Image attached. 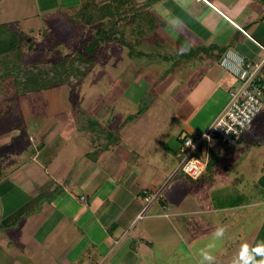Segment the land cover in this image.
Listing matches in <instances>:
<instances>
[{
  "label": "crops",
  "instance_id": "1",
  "mask_svg": "<svg viewBox=\"0 0 264 264\" xmlns=\"http://www.w3.org/2000/svg\"><path fill=\"white\" fill-rule=\"evenodd\" d=\"M82 1L0 0V25L30 16H52L63 7H80ZM134 2L154 20L148 43L169 50L164 60L174 63L160 82L169 77L171 84L164 90L159 84L157 88L155 84L134 85L126 93L129 107L138 110L136 120H119L110 130L115 122L106 118L108 110H100L94 116L96 131L89 124L77 128L103 138L101 144L93 142V153L86 154L80 167L75 166V184L69 186L62 181L74 159L42 157L55 134H45L47 124L31 127L39 131L36 148H41L27 155L31 170L18 166L22 169L16 167L18 172L14 169L6 177L0 167V262L200 264L201 251H205L213 257L211 264H243L240 256L245 245L257 264L264 260L252 252L258 245L264 247V169L251 190L245 191L237 186L241 178L236 164L229 169L228 158L217 147L202 146L197 158L207 162L205 169L189 182L183 180L179 152V137L203 133L225 108L229 90L239 86L234 75L220 66L227 53L248 62L262 61L259 75L264 79L263 4L255 0ZM196 73L189 87H183L184 75ZM149 87L160 90L157 102L170 101L182 88L187 93L169 106L166 116L159 111V119L156 113H142L140 104ZM100 94L94 91L88 99ZM79 109L88 110V105ZM170 114L179 128L169 132L163 121ZM102 121L106 126L100 125ZM246 130L230 147L242 142ZM144 191L158 198L147 208ZM253 192L258 195L255 199L250 196ZM218 227L225 228L219 238L214 236Z\"/></svg>",
  "mask_w": 264,
  "mask_h": 264
},
{
  "label": "rangeland",
  "instance_id": "2",
  "mask_svg": "<svg viewBox=\"0 0 264 264\" xmlns=\"http://www.w3.org/2000/svg\"><path fill=\"white\" fill-rule=\"evenodd\" d=\"M86 1L88 2L89 0ZM109 2L110 0H93L90 3L92 5L90 11L94 10V8L106 6ZM84 3L85 1H82V5L74 7V9L67 10L63 7L59 13L52 16L19 18V20L17 19L7 26V29L20 33V42L18 41L16 45L22 55L21 60L24 68L46 65L55 61L60 62L64 58L73 57L82 50L85 44L93 39L96 29L111 26L113 21L111 17L109 18L110 23H107V19H100L99 22L92 18L93 23L87 25L85 18L78 14L83 10ZM92 15L97 17L95 11L92 12ZM121 21L122 19L119 18L116 23L120 22L122 26L123 21ZM127 36L129 39H136L137 37L130 30ZM28 40L30 41L29 44ZM138 52L142 54L130 57L127 47L112 42L103 43L92 69L84 77L80 86L73 89L60 87L20 98H15L17 91L12 85V80L10 78L4 79L0 74V143L4 142L6 144L3 146L0 144V167L4 176L8 177L9 172L14 171V169H16L14 172H18V169H22L19 168L20 166L25 167L22 169L24 171L31 170V165L33 164L27 161V155L34 154L41 149L36 148V144L39 143V131L34 132L31 127L47 124L44 130L45 134L53 133L52 136L54 134L55 136L51 139V145L48 150H43L42 157L58 155L61 157V161L66 157L69 159L71 157L72 161L74 159L72 168H70L69 173L63 179L62 185L69 186V183H74V176L77 172V167L75 166L78 164L77 166L80 167L86 160V154L93 153L92 149L94 147L92 143L95 142V145L96 143L101 144L100 140L103 138L98 133H95L98 129L94 124L97 122L94 117L96 112L108 110L109 114L106 118L115 122L109 125L108 128L110 130L114 129V125L119 120L129 123L127 121L136 120L139 115L136 112L138 111L136 107L134 105L131 107L130 105L131 108L134 107V109H131L127 102L128 95L126 93H129L134 85L152 86L155 84L157 88L159 84L161 86L160 89L164 90L168 84H171L169 77L165 78L167 81L160 82L164 71L170 70V64L173 62L170 58L168 64L164 60L169 57V50H160L154 43H142L138 47ZM11 54L15 56L14 53L10 52L4 59H0V66H2V63L9 61L8 58L12 56ZM161 69H164L163 72H160ZM196 75L197 73L189 77L185 74L183 77L185 85L183 84V87L187 85L189 87ZM262 76L264 77V70ZM171 78H176V75L173 74ZM149 88L140 104L142 113H156L159 119L161 116L159 111L162 110V115L166 116L169 106H173L175 101L177 103L178 101L180 102L186 92V89L182 88L179 93L177 92L175 95L170 96V101L169 99H164V102H157L155 101L157 100L155 95L160 90ZM261 88L263 92L262 108L244 132L242 142L235 147L216 142L209 144V148L217 147L221 156L228 158L225 162L229 164V169H234L236 164L239 177L241 178H238L239 185L237 186L245 191L246 188L251 190L253 181L264 169V84ZM94 91L101 94L99 97L88 99ZM151 99H154L153 102ZM86 100L89 102L85 103ZM83 104L88 105V110L79 109L78 111V108H81ZM136 106L138 107L139 104ZM121 109H123L122 112H120ZM124 109H129L130 112ZM172 116L170 114L163 121L165 128L169 132L173 128H179L178 122ZM104 121L100 125L106 126ZM82 124L92 125L95 131L84 130L78 132L77 128H82ZM37 133L38 135H36ZM36 136L37 139L35 138ZM30 138L36 139V141L32 143ZM98 138L99 140H97ZM37 155H40V152ZM28 163L29 165H27ZM71 173L72 181L69 179ZM210 175L211 173H209ZM183 178L184 181L190 182V178L186 175ZM250 196L251 199L258 197L254 192ZM249 224L253 223L249 222ZM239 228L241 229L242 227ZM213 246L214 244H212ZM0 264H6L5 260L0 262Z\"/></svg>",
  "mask_w": 264,
  "mask_h": 264
},
{
  "label": "trees",
  "instance_id": "3",
  "mask_svg": "<svg viewBox=\"0 0 264 264\" xmlns=\"http://www.w3.org/2000/svg\"><path fill=\"white\" fill-rule=\"evenodd\" d=\"M91 1L93 0L88 2L85 0L83 10L78 13L79 16L85 18L87 25L93 23L92 18L99 22L100 19H107V23H110L109 18L111 17L113 18L111 26L107 28L104 25L106 28L96 29L95 36L89 43L84 45L82 50L77 52L75 56L64 58L60 62L55 61L46 65L24 68L21 60L22 55L16 45L18 41L20 42L21 36L7 29V25H0V59H4L10 52L15 54V56L11 54L12 56L8 58V62L2 63L0 74L2 78L12 80V85L17 91L15 98L60 87L73 89L80 86L84 77L92 69L103 43L112 42L127 47L130 57L142 54L138 52V47L142 43L147 44L149 42L152 35L151 31L154 30L155 25L153 18L143 14L134 0H110L108 5L90 11ZM93 11H95L97 17L92 15ZM119 18L123 21H121L122 26L120 22L116 23ZM128 29L136 34V39L128 38ZM27 42L30 43L29 40ZM255 83L261 88L264 79L258 74ZM201 148L195 153L196 157H200Z\"/></svg>",
  "mask_w": 264,
  "mask_h": 264
},
{
  "label": "built area",
  "instance_id": "4",
  "mask_svg": "<svg viewBox=\"0 0 264 264\" xmlns=\"http://www.w3.org/2000/svg\"><path fill=\"white\" fill-rule=\"evenodd\" d=\"M255 1L264 6V0ZM220 66L234 75L239 81V86L229 90L225 108L203 133L179 137V152L182 156L181 170L193 180H197L205 169V163L195 156L197 150L202 146L207 147L211 142L224 143L228 146L236 145L243 131L248 128L262 108L263 92L255 82L263 67V62H248L227 53L221 59ZM143 194L145 208L158 199L157 195L147 191ZM138 218H141V215Z\"/></svg>",
  "mask_w": 264,
  "mask_h": 264
},
{
  "label": "clouds",
  "instance_id": "5",
  "mask_svg": "<svg viewBox=\"0 0 264 264\" xmlns=\"http://www.w3.org/2000/svg\"><path fill=\"white\" fill-rule=\"evenodd\" d=\"M224 231V227H218L216 232L214 233V236L217 238L222 237ZM252 252L264 256V247L258 245L255 249H252ZM201 256L203 259L200 261V264H205V262L211 264V262L213 261V257L205 251H201ZM240 259L243 261V264H257V262L254 261L252 255L249 253L247 245L243 247ZM258 264H264V260L259 261Z\"/></svg>",
  "mask_w": 264,
  "mask_h": 264
},
{
  "label": "water",
  "instance_id": "6",
  "mask_svg": "<svg viewBox=\"0 0 264 264\" xmlns=\"http://www.w3.org/2000/svg\"><path fill=\"white\" fill-rule=\"evenodd\" d=\"M148 99H149V97H148Z\"/></svg>",
  "mask_w": 264,
  "mask_h": 264
}]
</instances>
